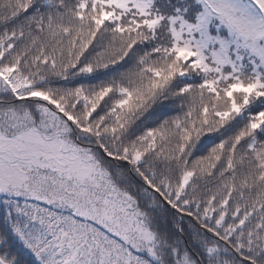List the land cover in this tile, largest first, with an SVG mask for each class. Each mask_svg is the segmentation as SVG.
I'll return each mask as SVG.
<instances>
[{
	"label": "snow or ice",
	"instance_id": "6c2138e0",
	"mask_svg": "<svg viewBox=\"0 0 264 264\" xmlns=\"http://www.w3.org/2000/svg\"><path fill=\"white\" fill-rule=\"evenodd\" d=\"M0 264H264V0H0Z\"/></svg>",
	"mask_w": 264,
	"mask_h": 264
}]
</instances>
